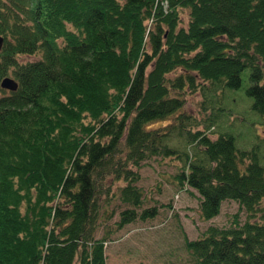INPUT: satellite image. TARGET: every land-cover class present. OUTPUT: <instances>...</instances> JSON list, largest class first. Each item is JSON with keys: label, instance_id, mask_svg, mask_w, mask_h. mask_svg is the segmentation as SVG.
Listing matches in <instances>:
<instances>
[{"label": "trees", "instance_id": "1", "mask_svg": "<svg viewBox=\"0 0 264 264\" xmlns=\"http://www.w3.org/2000/svg\"><path fill=\"white\" fill-rule=\"evenodd\" d=\"M0 37V81L17 83L0 88V264H105L102 196L123 181L131 207L117 227L154 216L155 206L136 210L152 156L182 162L177 181L199 194L202 219L224 200L246 212L183 235L193 264H264V165L236 148L220 100L203 128L180 112L187 87L237 88L247 69L264 116V0H0Z\"/></svg>", "mask_w": 264, "mask_h": 264}, {"label": "rangeland", "instance_id": "2", "mask_svg": "<svg viewBox=\"0 0 264 264\" xmlns=\"http://www.w3.org/2000/svg\"><path fill=\"white\" fill-rule=\"evenodd\" d=\"M185 12L182 16L184 22ZM32 58L26 56L20 59ZM170 76H173L172 73ZM248 83L245 69L242 83L237 88L223 87V91L205 90L204 93L199 87L194 92H190L187 87L185 105L180 112L188 115L187 123H190L191 129L203 128L204 118L213 112L215 114L218 107L214 104L220 100V104L226 107L225 126L234 136L236 148L254 149L259 163L264 165V116L251 107L252 97L245 91ZM175 115L154 121L151 126L160 128L169 125L177 121ZM216 117L219 120L220 115ZM217 120L205 129L211 138L217 135ZM182 143L185 144L183 141L179 144L182 146ZM187 149L190 154L193 153L191 145ZM181 166L179 159L161 156H152L141 163L136 185L142 190L143 202L136 210L139 214L143 208L155 206L157 213L152 217L138 216L121 227L115 223L119 219V212L131 206L124 205L118 196L123 181H113L110 188L113 195L102 196L103 207L95 231V237L106 236L105 264H193V257L184 248L183 235L193 239L209 225L227 227L236 212L240 222L246 218L245 210L239 209L235 201L224 200L218 215L208 220L202 219L199 214V194L177 181L176 175ZM109 180L104 183L109 184Z\"/></svg>", "mask_w": 264, "mask_h": 264}, {"label": "water", "instance_id": "3", "mask_svg": "<svg viewBox=\"0 0 264 264\" xmlns=\"http://www.w3.org/2000/svg\"><path fill=\"white\" fill-rule=\"evenodd\" d=\"M1 43H2V37H0V47H1ZM16 87H17V83L12 77L6 76L2 78V80L0 81V88L7 90H15Z\"/></svg>", "mask_w": 264, "mask_h": 264}]
</instances>
